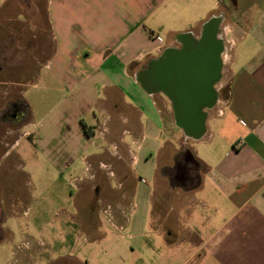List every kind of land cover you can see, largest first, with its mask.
<instances>
[{
    "label": "crops",
    "instance_id": "crops-1",
    "mask_svg": "<svg viewBox=\"0 0 264 264\" xmlns=\"http://www.w3.org/2000/svg\"><path fill=\"white\" fill-rule=\"evenodd\" d=\"M228 1L225 12L226 0H0V56L29 71L6 82L22 86L27 114L23 86L64 88L35 124L34 146L75 185L79 227L105 239L100 216L120 237L114 264H264V0ZM209 20L230 42L228 68L194 140L137 78Z\"/></svg>",
    "mask_w": 264,
    "mask_h": 264
},
{
    "label": "rangeland",
    "instance_id": "rangeland-1",
    "mask_svg": "<svg viewBox=\"0 0 264 264\" xmlns=\"http://www.w3.org/2000/svg\"><path fill=\"white\" fill-rule=\"evenodd\" d=\"M224 10H231L228 0ZM226 25L225 20L223 28ZM229 48L230 42L223 34L225 58L219 82L223 84ZM11 58L9 55V60ZM23 58L21 55V61ZM5 61L8 63V56ZM9 63L4 67H8ZM20 65L17 69L12 66V70L6 74L1 73L0 81H28L29 71L24 70L22 63ZM34 83L36 87L23 86L24 100L28 104V114L25 108L24 120L14 125L0 124V156L12 144L0 167V264H114L111 250L115 244L121 243L120 237L111 231L100 216V227L107 234L105 239H92L87 231L79 227L82 225V216L71 214L74 211L73 202L79 206L83 201L81 198L71 199L70 196L76 194L75 185L48 172L49 168L34 146L35 124L41 116L55 108L64 94V88L55 82L46 85L44 81ZM21 88L12 87L11 96L15 95L16 100L20 98ZM8 91L0 85V108L5 104L3 99L6 95L3 92ZM226 92L225 85L223 95ZM34 120L35 123H31ZM28 121L29 124L23 128V123ZM25 129L29 133L13 142ZM10 169L12 172L8 173ZM62 174L65 178V171ZM133 254L138 255L137 252Z\"/></svg>",
    "mask_w": 264,
    "mask_h": 264
},
{
    "label": "water",
    "instance_id": "water-1",
    "mask_svg": "<svg viewBox=\"0 0 264 264\" xmlns=\"http://www.w3.org/2000/svg\"><path fill=\"white\" fill-rule=\"evenodd\" d=\"M217 32V23L209 20L199 37L181 34L180 46L164 49L137 78L147 92H161L171 102L176 126L194 140L202 137L207 110L217 98L223 52Z\"/></svg>",
    "mask_w": 264,
    "mask_h": 264
},
{
    "label": "flooded vegetation",
    "instance_id": "flooded-vegetation-1",
    "mask_svg": "<svg viewBox=\"0 0 264 264\" xmlns=\"http://www.w3.org/2000/svg\"><path fill=\"white\" fill-rule=\"evenodd\" d=\"M3 58L5 59V56H3ZM9 68L10 67L8 66L5 68V70H2L1 64H0V74L3 72L5 74L8 73ZM0 85L7 88L8 90L12 89V87H10L8 83L4 81H0ZM12 93H13V90H12ZM3 101L5 102V104L0 108V124L14 125L16 122H20L24 120V118L26 117L25 115L26 106L22 100L20 99L16 100L14 97H10L8 94L7 96H5Z\"/></svg>",
    "mask_w": 264,
    "mask_h": 264
},
{
    "label": "trees",
    "instance_id": "trees-1",
    "mask_svg": "<svg viewBox=\"0 0 264 264\" xmlns=\"http://www.w3.org/2000/svg\"><path fill=\"white\" fill-rule=\"evenodd\" d=\"M82 128H83V130H84V132H85V134L87 136H90L91 135V133L89 132L88 128L84 124H82Z\"/></svg>",
    "mask_w": 264,
    "mask_h": 264
}]
</instances>
